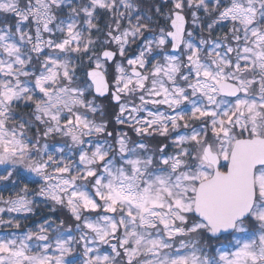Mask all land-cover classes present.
Segmentation results:
<instances>
[{
    "label": "snow or ice",
    "instance_id": "1",
    "mask_svg": "<svg viewBox=\"0 0 264 264\" xmlns=\"http://www.w3.org/2000/svg\"><path fill=\"white\" fill-rule=\"evenodd\" d=\"M0 264H264V0H0Z\"/></svg>",
    "mask_w": 264,
    "mask_h": 264
},
{
    "label": "trees",
    "instance_id": "2",
    "mask_svg": "<svg viewBox=\"0 0 264 264\" xmlns=\"http://www.w3.org/2000/svg\"><path fill=\"white\" fill-rule=\"evenodd\" d=\"M148 3L151 4V3H152V0H148ZM98 102H99V103H102V104H106V103H107L106 101H103V100L98 101ZM130 135H131V133H130ZM134 138H135V137H134ZM28 226H29V227L32 226L31 222H29Z\"/></svg>",
    "mask_w": 264,
    "mask_h": 264
}]
</instances>
